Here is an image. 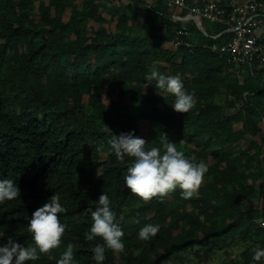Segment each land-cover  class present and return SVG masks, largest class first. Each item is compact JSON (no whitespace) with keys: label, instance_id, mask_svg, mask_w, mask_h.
<instances>
[{"label":"trees","instance_id":"1","mask_svg":"<svg viewBox=\"0 0 264 264\" xmlns=\"http://www.w3.org/2000/svg\"><path fill=\"white\" fill-rule=\"evenodd\" d=\"M184 19L164 0H0V181L20 189L0 203V246L9 237L34 246L31 215L58 195L62 243L26 264H57L69 243L74 264H96L102 240H85L84 211L104 192L125 248L106 250L102 264H193L215 251L242 264L264 248V70L237 69L212 48L232 38L226 26L215 33ZM153 68L180 76L191 111L176 113L175 97L146 80ZM128 132L146 148H162L167 134L204 161L197 193L133 196L123 177L134 158L118 161L108 143ZM148 224L159 231L140 240Z\"/></svg>","mask_w":264,"mask_h":264},{"label":"clouds","instance_id":"2","mask_svg":"<svg viewBox=\"0 0 264 264\" xmlns=\"http://www.w3.org/2000/svg\"><path fill=\"white\" fill-rule=\"evenodd\" d=\"M146 80L149 83L155 81L156 88L175 97L171 106L176 113L187 114L195 107V98L184 90L179 75L166 76L153 68L146 75ZM108 143L118 161H124L125 156L134 158L123 177L124 184L133 196L144 203L152 199L162 201L176 189H180L182 199H191L202 186L208 171L204 161L196 162L195 156L189 157L184 151L178 150L175 142L169 141L167 134L161 137L162 148H146L145 139L135 136L134 132L121 133L119 136L112 133ZM17 198H20V189L14 181H0V203ZM110 205L108 195L103 192L97 206L84 211V214H90L91 217L90 230L84 233L85 240H102V243L95 244L91 249L96 264H102L106 259V250L122 252L125 248L122 239L124 232L114 222L116 217ZM66 212L67 208L60 204V197L52 195L48 202L32 213L28 222L27 230L34 246H22L9 237L8 243L0 246V264H26L40 259V254H48L59 248L68 227L61 222L59 214ZM134 222L140 221L136 219ZM261 224L264 226V222ZM158 231L159 225L148 224L140 229L138 237L147 241ZM74 247L69 243L57 264H74ZM251 251L254 262H260L264 258V248L260 245L257 244Z\"/></svg>","mask_w":264,"mask_h":264},{"label":"built area","instance_id":"3","mask_svg":"<svg viewBox=\"0 0 264 264\" xmlns=\"http://www.w3.org/2000/svg\"><path fill=\"white\" fill-rule=\"evenodd\" d=\"M168 6L186 11L189 17L219 22L232 32V38L214 50L229 53L237 69L244 65L264 70V0H164ZM230 29H233L231 31ZM196 264H213L210 259H200ZM242 264H264L250 260Z\"/></svg>","mask_w":264,"mask_h":264},{"label":"rangeland","instance_id":"4","mask_svg":"<svg viewBox=\"0 0 264 264\" xmlns=\"http://www.w3.org/2000/svg\"><path fill=\"white\" fill-rule=\"evenodd\" d=\"M129 5V2H126V6ZM170 9L176 11L177 13H180L183 15V18H185L183 21L186 24V26H188L190 23H195L197 22L196 19H189V16H187L186 11H184L183 9H180L176 6H169ZM204 26L207 30L211 29L213 30L215 33H217L218 31L221 30V28L223 27V25L219 22H211V21H207V20H203ZM246 65H244L243 67H245ZM255 68H258L257 66H255ZM257 73L259 71V69H256ZM263 76H264V72H263ZM235 260L236 259V253L232 252L230 255H227L224 253V251H215L214 253H212V257L210 260H212L213 264H233L231 262V260ZM198 260L194 261L193 264H196ZM177 264H182V263H177ZM189 264V263H186ZM191 264V263H190Z\"/></svg>","mask_w":264,"mask_h":264},{"label":"water","instance_id":"5","mask_svg":"<svg viewBox=\"0 0 264 264\" xmlns=\"http://www.w3.org/2000/svg\"><path fill=\"white\" fill-rule=\"evenodd\" d=\"M189 19H196V21H197V23H198V25H199V27L201 28V29H204L203 28V25H202V23H201V21H200V19L198 18V17H189ZM231 31H233V29H230Z\"/></svg>","mask_w":264,"mask_h":264}]
</instances>
